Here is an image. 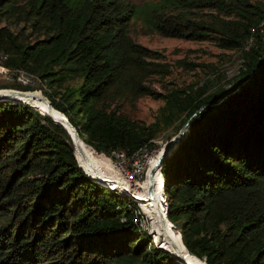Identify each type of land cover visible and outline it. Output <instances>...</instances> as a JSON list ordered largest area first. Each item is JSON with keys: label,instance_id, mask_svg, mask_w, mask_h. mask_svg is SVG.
<instances>
[{"label": "trees", "instance_id": "1", "mask_svg": "<svg viewBox=\"0 0 264 264\" xmlns=\"http://www.w3.org/2000/svg\"><path fill=\"white\" fill-rule=\"evenodd\" d=\"M12 17L21 29L2 25ZM138 18L151 33L238 50L232 85L176 88L160 96L154 123L129 119L125 99L154 95L150 78L169 73L159 52L130 36ZM0 53L2 68L49 89L17 83L0 92L51 106L97 153L131 159L157 146L160 123L179 122V135L192 118L160 168L182 248L198 264H264L263 3L0 0ZM115 191L84 167L68 128L0 99V264H183L153 244L135 201Z\"/></svg>", "mask_w": 264, "mask_h": 264}, {"label": "rangeland", "instance_id": "2", "mask_svg": "<svg viewBox=\"0 0 264 264\" xmlns=\"http://www.w3.org/2000/svg\"><path fill=\"white\" fill-rule=\"evenodd\" d=\"M16 1L21 3L23 0ZM129 1L132 4L141 6L147 2H158L159 0ZM252 1L264 4V0ZM2 25H7L13 31H17L24 24H18L16 17H12L3 21ZM28 32L29 29H27L26 34ZM129 33L135 42L159 52L162 56V61L169 69L168 75L164 77L155 76L150 78L149 85L154 91V95L142 96L136 99H125L122 105V111L125 116L144 124L154 123L162 114L161 111L164 101L160 96L176 88L185 91L190 89L201 90L202 92L207 91L209 93L218 88L230 87L232 85V79L238 73L241 65L242 60L238 50L220 49L207 41H190L151 33L143 25L140 18L132 22ZM4 58L5 55L0 53V90H3L2 87L4 86L14 87L18 83L22 86L40 89L43 92L49 91L45 83H42L31 74L2 68L1 62ZM16 74L17 76H14ZM17 77L20 78L19 81ZM13 92L19 93L16 96L20 99L24 98L21 92ZM160 124L161 127L155 137V143L160 147V151H162L161 148H165L166 143H169V140L178 134L180 125L179 122H176L171 127L165 128L162 123ZM114 161L119 166H124V172L128 171V173L142 166L139 160L129 162L126 159L115 158ZM115 192L119 195L126 196L122 192ZM150 237L152 238L151 235ZM161 247L174 253L175 258L182 257V244L178 233Z\"/></svg>", "mask_w": 264, "mask_h": 264}, {"label": "bare ground", "instance_id": "3", "mask_svg": "<svg viewBox=\"0 0 264 264\" xmlns=\"http://www.w3.org/2000/svg\"><path fill=\"white\" fill-rule=\"evenodd\" d=\"M17 74L14 76H17ZM5 94H11L16 98H19L14 93L11 92H0V95H5ZM21 100L48 114L55 121H58V118L61 117L60 114L57 113L54 109L50 111L49 106L44 103H40L37 101L24 99V98ZM72 133L74 136L75 133L74 132ZM74 146L80 155L84 167L90 172L93 178L98 177L100 179H105V180L109 179L112 181L110 186L114 187L117 191L126 194V196L123 197H129L132 199V196H134L135 198H137V201L132 199L133 202L135 201L137 205L136 206L137 210L135 211V220L138 223L141 230L147 232L149 236L150 235L152 236L153 243L155 241L157 243H161L160 246H163L175 234L178 233L175 229H173L169 224H167L164 221V209H161L159 207V205H163L162 202L164 200V195H163L162 179L158 172H156L153 178L154 184L152 188H153L154 199H150L148 196L150 182L152 180L150 174L152 171L156 170L154 168V163L157 160V157L164 152L166 146L165 148H163L162 151H160L159 149L160 147H156L155 152L151 155L150 158L147 159L141 170H136L133 173H127L125 175L122 173V170L120 168L124 166H119L114 161L115 158L116 159L122 158V160L126 159L129 162L130 161L134 162L136 160L137 161L139 160L140 162L141 159L144 158V152L153 151L154 147L148 148L145 146L139 149L136 153H134L131 156V159H128V157L125 155V152H120V151H116L110 155L97 153L93 148L89 146L85 147L83 143L80 141L79 137L78 140H74ZM100 183L104 185H109V184H105L104 182H100ZM163 208L165 207L163 206ZM142 233L146 234L144 232ZM181 256L182 257L180 258H182L187 264H198L195 263L190 258V256L187 254V251L183 248H182Z\"/></svg>", "mask_w": 264, "mask_h": 264}, {"label": "water", "instance_id": "4", "mask_svg": "<svg viewBox=\"0 0 264 264\" xmlns=\"http://www.w3.org/2000/svg\"><path fill=\"white\" fill-rule=\"evenodd\" d=\"M0 98L10 99V100H13V101H17V102H21V103L27 104V103H25L23 100H21V99H19V98H16V97L12 96L11 94L0 95ZM28 105H29V104H28ZM204 107H206V106H203L202 108H204ZM202 108H201V109H202ZM49 109H50V111H51V110H52V107L49 106ZM201 109H200L197 113H199V112L201 111ZM197 113H195L193 116H196ZM191 119H192V118H190V119L186 122V124L182 127V129H181L179 135L175 136V137H174V138L168 143V145L166 146L164 152H163L162 154H160V155L157 157V160H156L155 163H154V168H155L156 170H155V171H152L151 174H150V177L152 178V180H151V182H150L149 194H148V196H149L150 199H154V194H153V188H152V186H153V184H154V180H153V178H154L156 172H158L159 175H160V168H161L162 163H163V162L165 161V159L171 154V152L173 151L175 145H176L178 142H180V141L182 140V138H183V136H184V134H185L186 128H187V126H188V125L190 124V122H191ZM58 122H60L61 124H63V125H64L66 128H68L71 132H74V133H75V135L73 136V140H78V136H77V133L75 132V128H74V127H73L68 121H66L63 117H60V118H58ZM95 179H96L97 181H99V182H104L105 184H109V185H110L111 182H112V181L109 180V179L105 180V179H100V178H98V177H96ZM132 199L135 200V201H137V198H135L134 196H132ZM162 203H163V205H159V207H160L161 209H164V221H165L167 224H169L173 229H175V230L179 233V231L176 229V227L174 226V224H172V222L169 220V214H168V208H167V204H166L165 193H164V200H163ZM163 206H164L165 208H163ZM154 243H155V246H156V247H158V248H162V247L160 246L161 243H157V242H155V241H154ZM162 249H164V248H162ZM164 250H166V249H164ZM167 251H169V250H167ZM169 252H170V251H169ZM170 253H171V252H170ZM177 258H178V257H177ZM178 260H179L180 262H182L183 264H187L182 258H178Z\"/></svg>", "mask_w": 264, "mask_h": 264}, {"label": "built area", "instance_id": "5", "mask_svg": "<svg viewBox=\"0 0 264 264\" xmlns=\"http://www.w3.org/2000/svg\"><path fill=\"white\" fill-rule=\"evenodd\" d=\"M17 80L19 81L20 78L17 77ZM156 147H159V146L157 145ZM156 147H154V150H153V151H145V152H144V158H142L141 161H140V163L142 164V166L139 167V168H137V169H135L134 171H136V170H141V168L144 166V164H145V162L147 161V159L150 158L151 155L155 152V148H156ZM120 168H121L122 173H123L124 175L128 173V171H127V172H124V167H120ZM134 171H130L129 173H133Z\"/></svg>", "mask_w": 264, "mask_h": 264}]
</instances>
